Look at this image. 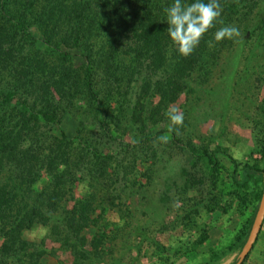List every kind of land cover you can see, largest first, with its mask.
Segmentation results:
<instances>
[{
  "label": "trees",
  "instance_id": "trees-1",
  "mask_svg": "<svg viewBox=\"0 0 264 264\" xmlns=\"http://www.w3.org/2000/svg\"><path fill=\"white\" fill-rule=\"evenodd\" d=\"M173 3L20 0L14 7V0H0V264L9 259L14 264H39L51 255L30 239L36 227L46 228V238L68 252L66 264L102 263L99 245L104 238H88L84 233L97 226L96 209L108 211L104 178L113 160L118 165L111 146L120 131L136 132L133 148L148 144V156L154 157L152 143L163 131L149 129L148 123L163 116L181 95L205 85L230 43L229 39L215 42V32L230 26L249 7L248 0H219L223 24L216 22L193 53L183 57L166 31L164 9ZM263 30L264 13L252 32ZM252 38L245 45L246 59H260L253 67L259 68L256 80L263 85V95L255 107L247 159L237 162L218 146L210 149L209 142L187 139L178 144L171 132V143L191 156L193 171L182 168L184 181L175 188V196H164L172 218L159 230L169 239L151 240L160 263L193 254L199 256V264H216L239 250L246 239L262 191L264 166V37L247 41ZM112 101L127 106L125 113H113ZM79 115H83L77 123L81 128L89 118L93 123L83 142L90 158L86 169L71 161L76 144L62 125L66 118ZM252 152L259 158H251ZM97 186L98 191L92 192ZM76 187L80 191L74 193ZM201 213L204 222L199 221ZM220 214L226 216L233 235L222 245H207Z\"/></svg>",
  "mask_w": 264,
  "mask_h": 264
},
{
  "label": "rangeland",
  "instance_id": "rangeland-1",
  "mask_svg": "<svg viewBox=\"0 0 264 264\" xmlns=\"http://www.w3.org/2000/svg\"><path fill=\"white\" fill-rule=\"evenodd\" d=\"M14 1L15 7L20 0ZM248 1V11L239 13L230 25L239 29L240 36L229 39V45L225 44L217 63L210 70L208 81L200 89H194L193 93L181 95L177 102L170 105L178 107L184 116L179 135L174 131L179 140L178 144L184 143L187 139H191L194 143L209 142L210 149L218 146L237 162L247 159V153L252 146L250 134L256 121L255 107L263 95V85H258L259 81L256 80L259 68L253 67L260 59L252 57L246 59L249 54L245 50V45L250 40H254L252 38L247 41L248 37H264V30L257 34L252 32L264 13V0ZM99 73L98 70L97 79ZM98 86L101 87L99 84ZM129 93L128 99L131 102L133 95ZM80 107L79 111L83 109V105ZM111 107H114L113 113L117 114L119 111L123 114L127 106L123 103L115 106V101H112ZM162 115L148 123V128L153 131H163L162 135L167 134L169 141L162 143L157 140L152 143L155 150L153 158L148 156L150 153L148 144L145 143L146 146L141 148L139 146L133 148L134 141L138 139H133L132 134H137L136 132L120 131L119 139L111 146L110 151L113 157H116L118 165L115 166L113 160L104 178L108 182V194L105 197L108 198V211L96 209V227L101 230L97 232L96 227H90L84 233L88 238L91 236H97V239L104 238L105 242L99 245L103 250L100 264H165L157 261L152 251L151 240L165 243L169 239L164 231L159 230L161 224L172 218V214L166 212L164 196H173L175 188L182 185L184 181L182 168L190 172L193 169L190 166L191 156L184 149L174 146V142L171 143V133H168L170 121L165 112ZM82 118L83 115L68 117L62 125L76 144L71 161L86 169V162L90 158L87 156L83 142L88 129L92 131L90 125L93 123L89 118L85 121L86 127L81 128L77 123ZM95 127L93 131H96ZM92 137L93 140L100 141V137ZM125 145H128L127 149L122 153ZM250 156L259 158L256 152H252ZM115 168L116 175L113 173ZM81 171L84 173V169ZM98 189L99 186L92 192H97ZM78 190L80 191V188L76 187L73 192L77 193ZM201 193L203 194L204 191ZM95 194L99 196L101 192ZM225 218V215H218L216 228L210 231L211 238L207 245L212 244L216 247L231 239L233 230L229 228L230 226H226ZM203 220L205 216L201 213L199 221L204 222ZM219 229L222 231L220 235H218ZM46 230L36 227L31 230L29 236L38 244L37 249L51 254L38 263H68L70 260L68 252H62L57 244L50 242L46 238ZM170 233L173 234L172 231ZM137 248L140 250L139 253H136ZM238 251L234 250L227 254L216 264H233ZM242 260V264H264V220L258 231L257 240L247 257ZM168 263L199 264V256L190 254L175 259L170 258ZM6 264L14 263L9 259Z\"/></svg>",
  "mask_w": 264,
  "mask_h": 264
},
{
  "label": "clouds",
  "instance_id": "clouds-1",
  "mask_svg": "<svg viewBox=\"0 0 264 264\" xmlns=\"http://www.w3.org/2000/svg\"><path fill=\"white\" fill-rule=\"evenodd\" d=\"M223 8L219 0H195L191 4H184L182 0H174V3L166 7L167 33L172 45L179 55L190 56L199 45L203 36L215 26L216 22L223 24L221 17ZM240 36L239 29L235 26H224L214 34V41L220 42L224 39H233ZM209 47H214L213 41L208 42ZM170 121L168 133L173 131L179 135V128L183 126L184 116L178 107L170 106L165 112ZM159 142L167 143V134L157 138ZM138 141H134L136 143Z\"/></svg>",
  "mask_w": 264,
  "mask_h": 264
},
{
  "label": "water",
  "instance_id": "water-1",
  "mask_svg": "<svg viewBox=\"0 0 264 264\" xmlns=\"http://www.w3.org/2000/svg\"><path fill=\"white\" fill-rule=\"evenodd\" d=\"M261 183H262V191H261V195L258 201L257 208L254 213L252 223L250 225L246 239L244 243L242 244L241 248L239 249L233 264H240L242 259L248 253V251L250 250L256 238V235L259 231L260 225L264 218V166H263L262 174H261Z\"/></svg>",
  "mask_w": 264,
  "mask_h": 264
}]
</instances>
